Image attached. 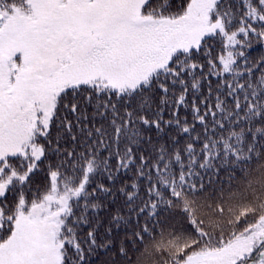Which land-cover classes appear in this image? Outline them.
<instances>
[{"label": "snow or ice", "instance_id": "6c2138e0", "mask_svg": "<svg viewBox=\"0 0 264 264\" xmlns=\"http://www.w3.org/2000/svg\"><path fill=\"white\" fill-rule=\"evenodd\" d=\"M254 43L264 0H0V264H264Z\"/></svg>", "mask_w": 264, "mask_h": 264}, {"label": "trees", "instance_id": "16d2710c", "mask_svg": "<svg viewBox=\"0 0 264 264\" xmlns=\"http://www.w3.org/2000/svg\"><path fill=\"white\" fill-rule=\"evenodd\" d=\"M254 48H256L257 50L252 53L253 58H258L259 55L264 54V48H260L259 46L255 45V43Z\"/></svg>", "mask_w": 264, "mask_h": 264}]
</instances>
